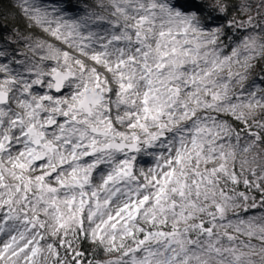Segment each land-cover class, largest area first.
Listing matches in <instances>:
<instances>
[{
	"label": "snow or ice",
	"instance_id": "obj_1",
	"mask_svg": "<svg viewBox=\"0 0 264 264\" xmlns=\"http://www.w3.org/2000/svg\"><path fill=\"white\" fill-rule=\"evenodd\" d=\"M19 7L0 264H264V0Z\"/></svg>",
	"mask_w": 264,
	"mask_h": 264
},
{
	"label": "trees",
	"instance_id": "obj_2",
	"mask_svg": "<svg viewBox=\"0 0 264 264\" xmlns=\"http://www.w3.org/2000/svg\"><path fill=\"white\" fill-rule=\"evenodd\" d=\"M92 3V0H86ZM18 0H0V28L3 29V35L11 33L13 29L27 33L29 27L27 21L21 14ZM97 258H107L103 254H99Z\"/></svg>",
	"mask_w": 264,
	"mask_h": 264
},
{
	"label": "rangeland",
	"instance_id": "obj_3",
	"mask_svg": "<svg viewBox=\"0 0 264 264\" xmlns=\"http://www.w3.org/2000/svg\"><path fill=\"white\" fill-rule=\"evenodd\" d=\"M18 2H19V4L22 2V0H18ZM21 10V9H20ZM21 14L23 15V13L21 12ZM25 18V17H24ZM27 21V20H26ZM12 34V32L11 33H7L5 36H7V35H11ZM28 34H31L32 36H41V35H43V33H41V31H40V29L39 28H35V27H33V28H29L28 30H27V33L25 34V35H28Z\"/></svg>",
	"mask_w": 264,
	"mask_h": 264
}]
</instances>
